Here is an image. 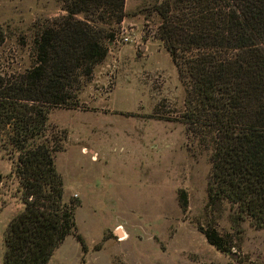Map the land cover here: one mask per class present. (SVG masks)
I'll return each mask as SVG.
<instances>
[{"label":"rangeland","instance_id":"374dc122","mask_svg":"<svg viewBox=\"0 0 264 264\" xmlns=\"http://www.w3.org/2000/svg\"><path fill=\"white\" fill-rule=\"evenodd\" d=\"M156 1L125 0L124 20L102 24L108 55L81 78L78 105L51 108L65 200L78 206L74 233L48 264H264V228L239 221L230 202L207 208L211 136L201 138L183 117L186 87L157 36ZM66 14L62 0H0L7 33L0 64L29 66L39 29ZM11 172V160L0 154V264L6 228L22 209ZM200 227L216 229L242 262Z\"/></svg>","mask_w":264,"mask_h":264},{"label":"trees","instance_id":"16d2710c","mask_svg":"<svg viewBox=\"0 0 264 264\" xmlns=\"http://www.w3.org/2000/svg\"><path fill=\"white\" fill-rule=\"evenodd\" d=\"M62 1L67 14L39 29L29 66L0 64V154L12 162L22 204L5 231L3 264H48L76 229L78 203L65 200L49 114L78 105L81 78L108 55L102 24L126 17L125 0ZM154 10L186 87L183 117L201 138L211 136L207 208L230 202L239 221L264 228V0H157ZM6 41L0 24V49ZM180 202L186 210L184 191ZM200 228L242 262L216 229Z\"/></svg>","mask_w":264,"mask_h":264},{"label":"built area","instance_id":"2783aa9c","mask_svg":"<svg viewBox=\"0 0 264 264\" xmlns=\"http://www.w3.org/2000/svg\"><path fill=\"white\" fill-rule=\"evenodd\" d=\"M126 41H128V38H125Z\"/></svg>","mask_w":264,"mask_h":264},{"label":"water","instance_id":"95a60500","mask_svg":"<svg viewBox=\"0 0 264 264\" xmlns=\"http://www.w3.org/2000/svg\"><path fill=\"white\" fill-rule=\"evenodd\" d=\"M142 49H144V48H142Z\"/></svg>","mask_w":264,"mask_h":264},{"label":"bare ground","instance_id":"6f19581e","mask_svg":"<svg viewBox=\"0 0 264 264\" xmlns=\"http://www.w3.org/2000/svg\"><path fill=\"white\" fill-rule=\"evenodd\" d=\"M125 238V237H124Z\"/></svg>","mask_w":264,"mask_h":264}]
</instances>
